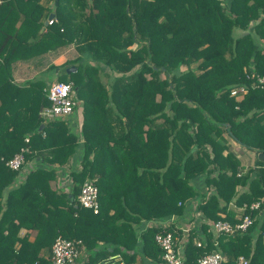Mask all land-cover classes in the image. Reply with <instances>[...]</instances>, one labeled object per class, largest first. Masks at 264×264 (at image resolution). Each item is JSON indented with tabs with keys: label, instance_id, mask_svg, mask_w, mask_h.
<instances>
[{
	"label": "trees",
	"instance_id": "trees-1",
	"mask_svg": "<svg viewBox=\"0 0 264 264\" xmlns=\"http://www.w3.org/2000/svg\"><path fill=\"white\" fill-rule=\"evenodd\" d=\"M61 65L82 112L78 130L66 116L41 115L50 103L44 77ZM258 76L264 0H0V264H53L58 236L81 239L83 264L116 252L127 264H159L158 232L173 234L187 264L213 251L221 264L240 256L264 264ZM238 86L247 89L240 98L231 93ZM226 135L255 151L253 166L242 167ZM24 145V164L11 169L6 160ZM76 151L69 191L52 187ZM85 179L98 187L96 212L78 201ZM195 200L203 219L179 246L181 228L156 220L183 216ZM231 203L245 204L252 224L216 231L215 221L240 219Z\"/></svg>",
	"mask_w": 264,
	"mask_h": 264
},
{
	"label": "built area",
	"instance_id": "built-area-1",
	"mask_svg": "<svg viewBox=\"0 0 264 264\" xmlns=\"http://www.w3.org/2000/svg\"><path fill=\"white\" fill-rule=\"evenodd\" d=\"M53 18L48 20L52 22ZM259 81L263 82L264 77H259ZM72 81L54 80L47 86L45 92L49 99V105L41 109V115L46 119L56 117H67L75 108L76 100L72 93ZM245 86H238L232 89L231 93L243 94L246 92ZM28 142L29 135L24 138ZM28 151V146H21L20 149L9 159L6 160V165L11 169L18 170L24 164V153ZM78 201L85 207H90L94 212L98 211V187L89 179H85L80 187L78 194ZM258 202L250 204V208L256 209ZM245 204L241 209L245 208ZM240 219L235 223L227 220H217L214 222L216 231L233 234L237 231L246 230L253 222V218L249 213H241ZM155 240L162 248L161 260L163 264H187L184 258L180 255L175 247L174 236L171 232H158L155 234ZM197 241V245H200ZM82 245L81 239H69L62 236L55 238L51 248V262L53 264H75L79 256L80 246ZM223 255L220 251H213L202 254L197 257V264H221ZM95 264H127L119 252L110 254L99 259ZM239 264H248V259L240 256Z\"/></svg>",
	"mask_w": 264,
	"mask_h": 264
},
{
	"label": "crops",
	"instance_id": "crops-1",
	"mask_svg": "<svg viewBox=\"0 0 264 264\" xmlns=\"http://www.w3.org/2000/svg\"><path fill=\"white\" fill-rule=\"evenodd\" d=\"M66 59V53H61L57 58L54 59L55 64H62L64 60ZM24 64H20L21 66H24ZM57 68L53 70L54 73H56ZM23 73V71L21 72ZM22 76V77H21ZM19 79L23 80V75H21ZM82 120V112L80 110V107L78 106L69 116H67V122L70 125L71 128L78 130L80 127ZM227 143L229 144L230 149L237 155V157L240 160V164L244 169L249 166H253L255 164V151L245 147L237 140L233 139L232 137L226 135ZM79 160H80V151H76L74 155L70 158V161L67 164H63L60 167H58V174L56 179H53L50 181V184L52 187H59L64 190H68L70 188V177H69V168H77L79 166ZM35 165H41L38 161V158H36V161L33 163ZM71 165V166H70ZM70 166V167H69ZM28 170V165L25 166V171H23L19 177L18 181L21 180L24 177L25 172ZM242 186H238V189H241ZM196 203L195 201H192V205H187L186 212L183 216H170L168 218L164 219H157L156 222L160 223L162 225H168L170 223H174L176 227L181 228L182 230V237L180 236L178 238V245L180 246L183 243V240L185 239L186 233L189 231V228L192 227V225L200 223V221L203 219V216L199 213L195 212L193 210V207ZM189 204V203H188ZM191 204V203H190ZM229 208L232 209L235 212V217L238 218L241 214V209L237 206H235L233 203L229 205ZM223 214V212H222ZM209 221V219H207ZM149 223V220H144L142 222V226H146ZM264 241V236H263ZM82 257L80 258V254L76 259L75 264H83L82 263ZM133 264H152L151 261L147 258H144V261L138 260L137 262H134ZM163 264V263H159Z\"/></svg>",
	"mask_w": 264,
	"mask_h": 264
},
{
	"label": "rangeland",
	"instance_id": "rangeland-1",
	"mask_svg": "<svg viewBox=\"0 0 264 264\" xmlns=\"http://www.w3.org/2000/svg\"><path fill=\"white\" fill-rule=\"evenodd\" d=\"M69 55L71 56L72 54L71 53H69ZM18 69V71L21 73L24 69H25V65L23 66V67H17ZM22 74V73H21ZM57 74L58 75H60V78L62 79V80H69V75H68V73H66L65 71H64V66H59L58 68H57V71H56V73H54V74H52L51 76H49V77H46L45 75V77L44 78H47V81H48V84L49 83H51L52 81H54V80H58V76H57ZM259 77H261V76H258V80H259ZM102 78H103V80L105 79V76H102ZM247 91V90H246ZM238 98H240L241 96H242V94L240 95V94H235ZM80 102V101H79ZM79 107H80V105H79Z\"/></svg>",
	"mask_w": 264,
	"mask_h": 264
},
{
	"label": "water",
	"instance_id": "water-1",
	"mask_svg": "<svg viewBox=\"0 0 264 264\" xmlns=\"http://www.w3.org/2000/svg\"><path fill=\"white\" fill-rule=\"evenodd\" d=\"M55 16V13L54 12H50L47 16V19L45 21V23H48V20L52 19L53 17ZM76 70V66L75 65H70V66H67L66 67V71L67 72H71V71H74ZM43 124L40 125L39 129L42 127ZM259 157H264V153L263 152H260L259 153Z\"/></svg>",
	"mask_w": 264,
	"mask_h": 264
}]
</instances>
